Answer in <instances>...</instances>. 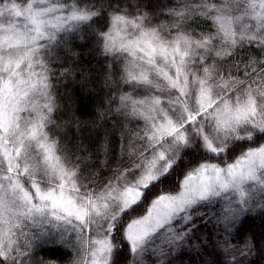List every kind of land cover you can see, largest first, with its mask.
<instances>
[{
	"label": "snow or ice",
	"instance_id": "1",
	"mask_svg": "<svg viewBox=\"0 0 264 264\" xmlns=\"http://www.w3.org/2000/svg\"><path fill=\"white\" fill-rule=\"evenodd\" d=\"M0 264H264V0H0Z\"/></svg>",
	"mask_w": 264,
	"mask_h": 264
},
{
	"label": "trees",
	"instance_id": "2",
	"mask_svg": "<svg viewBox=\"0 0 264 264\" xmlns=\"http://www.w3.org/2000/svg\"><path fill=\"white\" fill-rule=\"evenodd\" d=\"M84 52L86 53L87 52V48L84 49ZM84 60H85V63H87V58L86 56L85 57H82ZM76 96L80 98V104H81V107H89L90 106V99H87V98H83L81 92L79 89H76Z\"/></svg>",
	"mask_w": 264,
	"mask_h": 264
}]
</instances>
